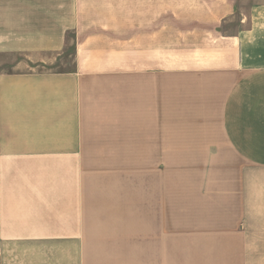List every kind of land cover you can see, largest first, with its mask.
I'll use <instances>...</instances> for the list:
<instances>
[{
    "label": "crops",
    "instance_id": "1",
    "mask_svg": "<svg viewBox=\"0 0 264 264\" xmlns=\"http://www.w3.org/2000/svg\"><path fill=\"white\" fill-rule=\"evenodd\" d=\"M185 1L0 0V264H264V0Z\"/></svg>",
    "mask_w": 264,
    "mask_h": 264
},
{
    "label": "rangeland",
    "instance_id": "2",
    "mask_svg": "<svg viewBox=\"0 0 264 264\" xmlns=\"http://www.w3.org/2000/svg\"><path fill=\"white\" fill-rule=\"evenodd\" d=\"M262 0H240V5L238 7H242L243 9L247 8L248 5H250V3L253 2H261ZM172 2H178L180 3V6H187V3L185 0H163V7L166 9H169L170 7H174V5H172ZM183 3V4H182ZM239 11V9H238ZM73 52L72 48L71 49H67V51L65 52V54H61L60 56H57L58 58L56 60H54L53 62H47V63H40V64H34L31 65L33 66V68H37L40 70H50V69H69L72 68L73 63L71 61L70 58L65 59L64 56L66 55H70ZM68 60V61H67Z\"/></svg>",
    "mask_w": 264,
    "mask_h": 264
},
{
    "label": "trees",
    "instance_id": "3",
    "mask_svg": "<svg viewBox=\"0 0 264 264\" xmlns=\"http://www.w3.org/2000/svg\"><path fill=\"white\" fill-rule=\"evenodd\" d=\"M71 49V48H70ZM72 50L74 51V47H72Z\"/></svg>",
    "mask_w": 264,
    "mask_h": 264
}]
</instances>
